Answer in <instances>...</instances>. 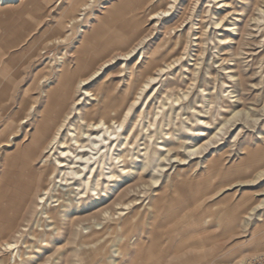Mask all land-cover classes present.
Here are the masks:
<instances>
[{
    "label": "rangeland",
    "instance_id": "1",
    "mask_svg": "<svg viewBox=\"0 0 264 264\" xmlns=\"http://www.w3.org/2000/svg\"><path fill=\"white\" fill-rule=\"evenodd\" d=\"M219 1L230 3L227 10L235 15L230 14L218 30L214 23L226 12L216 9L219 6L215 0H185L181 5L174 0H25L0 6L1 248L12 239L15 226L12 219L17 208L10 202V187L21 190L31 178L27 165L37 171L41 168L38 149L30 146L32 135L49 136L73 109V128L69 124L67 128L79 129V113L97 104L91 95L105 94L125 98L129 104L137 99L130 115L133 129L126 149L129 157L125 172L132 177L104 206L110 215L113 213L108 219L112 230L96 235L90 249L80 247L83 239L75 237V232L88 234L94 226H103L95 222L100 220L95 213L100 208L84 210L83 205L90 200H76L81 214L61 224L60 235L66 236L64 250L39 244L43 253L34 249L32 255L37 259L30 264H42L49 257L53 264H247L264 259V15L256 10L257 5L264 7V0H251L256 3L250 9L241 0ZM85 5H89L87 10H83ZM209 10L219 11L214 20ZM258 17L261 30L254 32L255 45L242 42L238 34L232 37L222 27L236 21L239 31L257 30L252 19ZM186 36V69L160 76L142 92L149 74L164 64L168 53ZM220 38H234L231 48L220 51ZM235 52L238 55L232 57ZM130 53L124 60L122 56ZM220 57L240 61L239 68L233 70L235 82L225 75L223 68L228 66L222 65ZM111 60L115 61L101 69ZM196 63L201 65L194 83L191 72ZM239 75L244 87L237 80ZM92 76L79 89V83ZM184 93L187 98L179 107L176 98ZM209 102H213L211 107ZM161 103L167 105L162 111L174 106L179 117L164 128L162 136L157 128L164 119L155 120ZM234 112L237 118L202 154H187L188 147L201 146L218 133L217 128ZM196 119L209 123L207 135L197 136L200 127ZM23 121L28 123L21 125ZM156 123L158 127L150 129L154 141H145L150 133L146 131L148 125ZM168 130L174 150L171 163L166 162L163 172L156 173L160 182L150 189L144 183L150 182L154 167L163 164L154 152H161L157 143L163 140L158 139ZM66 141L71 143V137ZM146 142L153 143L152 166L143 176L138 171L142 163H132L131 158L137 152L132 148L144 149ZM183 144L187 151L185 147L180 149ZM29 149L33 161L22 157ZM174 152L190 159L179 162L173 158ZM128 203L130 207H126ZM1 248L3 260L6 255Z\"/></svg>",
    "mask_w": 264,
    "mask_h": 264
},
{
    "label": "bare ground",
    "instance_id": "2",
    "mask_svg": "<svg viewBox=\"0 0 264 264\" xmlns=\"http://www.w3.org/2000/svg\"><path fill=\"white\" fill-rule=\"evenodd\" d=\"M24 1L25 0H0V6H14L17 3H23ZM178 1L179 5H181L185 0H174L175 3ZM250 1L251 0H241V3L245 8L250 9L251 7H254V5L252 6L253 2L250 3ZM215 4L219 6L216 9H223L226 12V15L223 18H220L214 23V25L216 26L215 30H218L225 21L228 22V19L231 18L230 14L232 13L227 10L230 7V3L226 1L215 0ZM83 7V10H87L89 5H85ZM256 7L257 12L264 15V9H262L264 7H261V5H257ZM218 10H209V13H211V17H214L212 18L213 20L215 19V16L219 14ZM164 13H167V11H164ZM233 15L235 14H232V16ZM252 20L253 22H255L253 27L257 30H248L246 32L243 30L239 31V24L236 21L232 22L231 25L224 24L222 27H225L226 33H231L232 37L238 34L242 42H245L247 40L246 43L248 45H251L256 42L255 38L257 36H254V32H259L261 30V18L258 17ZM182 24L183 23H181V25ZM246 27L249 29V26ZM177 28H175L174 30H176ZM192 28L193 27H191V29ZM191 32L193 33V31H190V33ZM246 36L252 38L245 39ZM202 37H198L197 40L203 39ZM219 40L221 42L220 45L223 46L220 51L224 52L231 48L234 38H220ZM203 41L206 42L207 40L203 39ZM186 52L187 36L184 40L179 42V44H176L174 48L168 53L164 64L162 66H158L154 73L149 74L146 83L141 87L142 92H144L149 86L154 84L157 81V78H159L160 76L166 75L173 71L175 72V70L179 68L180 70L186 69V65H184L185 62H183V58L184 56H186ZM131 55L132 54L130 53L122 57L125 60L128 59ZM203 55L204 53L201 54L198 58L201 59ZM237 55L238 53L235 52L234 54H232V57H236ZM252 55H255V57L257 56V54ZM220 60L222 61V65H225L224 63H227L228 68L222 67L223 70L226 71L225 75L227 76V78L232 83L235 82L236 76L234 75L235 72L233 70L235 68H239L241 64L240 61H236L232 58L223 59L222 57H220ZM113 61L115 60H111L110 62L103 64L101 69L109 67L113 63ZM233 61H236L235 65H230L229 63ZM200 65L201 64L196 63L194 72H191L193 78L192 81L194 83L198 81L200 69L197 67H199ZM96 74L97 72L94 74V76ZM94 76L90 77L87 80L81 81L78 85L79 89L85 87L94 78ZM239 76L240 77L237 80L239 81L240 86L244 87L242 76ZM86 94L90 95V92L86 91ZM91 96L95 97V101L97 102V104L93 106V109H88L85 107V109L81 113H79V119L82 123V127H80L79 129L74 128L70 130L67 128L68 124L70 128H73V124L70 123V116H72L73 112L75 111V109H73V111L70 110L71 113L65 117L63 122L58 125L55 132L53 131L49 136L46 135L45 137L43 136V134L40 137L35 134L32 135L30 146H35L38 149V164L41 168L39 169V171H37L35 168H30V165H27L28 171L30 170L29 172L31 178L27 179L24 183L21 182V184L23 183V185H21V190H19L16 186L10 187L12 189L10 195L12 196V199L10 200V202L17 208V211L13 213L12 220L14 221L15 226L11 230L13 233L11 235L12 239H9L10 241L7 240L5 244L3 243L4 245H2V248L0 247L2 253L6 255L3 260H0V264H30V262H33L37 259V256L32 255L34 249H37L40 253H43V250L40 248L39 244L46 249L50 248L57 251L64 250L63 243L66 236L60 235L61 224H66L67 222H70L69 220L72 216L81 214V208L77 206V203H75L76 200H90L89 202H86L85 205H83L84 210L88 209L89 211H96L100 208L97 212H95L98 213L97 217L100 218V220H97L95 222L96 225L99 224L103 226L101 229H95V226L93 225L94 227L88 234L72 231L76 233V235L74 234L75 237L78 236L80 237V239H83V241L79 242L80 247L90 249L89 246L92 245V240L95 239L96 235H98L99 233L103 234L112 230L109 226L111 220L108 219L111 218L113 213L112 215H110L109 210L104 208V206L109 200H111L114 194L120 191L122 186L127 184L126 180L132 177L128 175L127 172H125V166H127L126 164L129 157V152L126 149L127 146L130 145L128 135L132 132L133 129L131 127L133 118L130 117V115L133 114L132 112L134 111V108L137 104V99L132 104H129L127 99L122 97L115 98L105 94L103 96L94 94ZM105 98H107L106 101L104 100ZM186 98L187 93H184L183 95H181V97L176 98V104L179 105L180 102H182L183 104ZM169 99L170 98H168L167 100ZM182 104H180L179 107H181ZM212 104L213 102H209L210 107L212 106ZM166 106L167 105H165L164 103H161V107H157L158 112H156L155 120L159 118L164 119L163 123L160 124V127H158V123H156L151 124L150 126L148 125L147 129L144 128L146 129L147 133L150 132L149 135L146 136V138L144 137L145 141L146 139H149V141L151 142L155 137V135H152L154 132L151 133V128L155 127L156 129L157 126V130H160L159 135L162 136L165 131L164 128L170 127V125L175 120H177L178 114L177 110H175V107L172 105L173 107H169L167 112L162 111V109H165ZM237 115L238 113L234 112L232 118L224 120V122L222 123V127L217 128L218 133H215L212 138L208 139V141L201 146L194 145L192 147H188L187 154L190 155V157L197 152H199V154H202V150L208 147L211 143H214L213 140L217 139L219 133L222 132L232 121H234L237 118ZM196 122L198 127H200L197 136L207 135L205 132L209 123L201 119H196ZM24 123H28V121H23L21 125ZM169 130L167 133L165 132V137L160 136V138L158 139L163 140L162 142L157 143L158 148L161 152L159 154L154 152V154L159 157V161L161 160L163 164L157 165L156 167H154V172L150 175L148 174L150 176V182H143L145 185L148 184V187L150 189L157 187L160 182V178L156 173L163 172L165 165H167L165 164L166 162L171 163L170 155L174 150L171 147L172 143L170 142V138H168V136H170L171 134ZM188 131L192 132V129H188ZM140 132L139 134H141ZM69 136L71 137V143H68L66 141L67 137ZM151 145L147 144L146 142L143 144L144 149L140 150V147L136 149V146L132 148L135 151L137 150V152L133 155L131 153L132 163H142L141 166L139 165L140 168L138 169V171L140 175L143 176L148 173L152 166V161L150 159V151L152 148ZM184 147L185 146L183 144L180 149ZM174 153L175 157L173 158L178 160L179 162L185 163L188 159H190L189 156H186L185 159H182V156L181 158L179 157V153ZM31 154L32 153L29 149L28 153L26 154L25 151L22 157H29V159L33 161L34 158L31 156ZM138 171L135 172L138 173ZM126 187L128 188V186ZM65 188L68 189L65 190ZM145 191H147V188L145 189ZM73 194H75V197L72 196ZM122 194L126 195L127 191ZM17 196L18 198L16 199ZM137 201H139V199H137ZM115 205H117L118 207L122 206L120 203H116ZM126 207H130V204L128 203ZM75 219H77V216L75 217ZM120 220L122 221L123 219ZM79 223L83 224L82 221H79ZM38 227H40V229H38ZM119 228H121V230L123 229V225L121 223L119 224ZM20 244H23L24 246L22 247ZM52 260L53 258L49 257L42 264H53Z\"/></svg>",
    "mask_w": 264,
    "mask_h": 264
},
{
    "label": "built area",
    "instance_id": "3",
    "mask_svg": "<svg viewBox=\"0 0 264 264\" xmlns=\"http://www.w3.org/2000/svg\"><path fill=\"white\" fill-rule=\"evenodd\" d=\"M248 264H264V259L256 258L248 262Z\"/></svg>",
    "mask_w": 264,
    "mask_h": 264
}]
</instances>
